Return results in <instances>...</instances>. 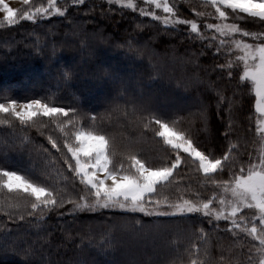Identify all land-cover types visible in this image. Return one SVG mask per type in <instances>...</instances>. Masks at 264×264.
Instances as JSON below:
<instances>
[{"label": "snow or ice", "instance_id": "6c2138e0", "mask_svg": "<svg viewBox=\"0 0 264 264\" xmlns=\"http://www.w3.org/2000/svg\"><path fill=\"white\" fill-rule=\"evenodd\" d=\"M25 4L28 0H24ZM75 4L82 5L85 0H74ZM109 4H119L121 8L135 10L138 5L135 0H108ZM148 5H154L156 9H162L166 15L160 16L155 11H149L140 8V15L152 17L156 22H162L165 25L164 35L171 36L174 34L176 26L184 25L190 27L191 33H196L197 38L203 40L204 37L198 30L195 20L177 19L179 9L175 5H170L167 0H146ZM205 4L214 8L217 20L220 23H207L205 27L218 33L221 37L219 44L212 43L216 37L209 38V43L205 48L215 47L216 53L224 55L226 58L232 54L231 45L235 43L237 49L244 54L238 57V61H243V76L237 80L236 87L241 91L246 89L241 87L240 81L248 80L256 96V112L259 114L257 119L256 131L264 136V0H205ZM62 7L65 10L62 11ZM229 10L233 20H248L258 22L261 30L256 32L241 31V27L236 23L227 24L223 21L228 20ZM0 12L4 13L3 20H0V27L4 24L8 26H18L23 21L37 22V17H47L58 15L66 16V6H58L57 0H47V7H35V11H21L13 9L4 0H0ZM243 14V15H241ZM197 16L203 13L197 12ZM168 26H172L169 28ZM152 25L140 21L135 23L137 30L151 28ZM241 34L243 37H253V43H246L242 39L236 40V35ZM155 36L160 35L157 29ZM190 35V34H189ZM151 41V38H150ZM82 51L88 48L86 42H82ZM124 47V45H119ZM226 49V51L222 50ZM129 51H132L129 44ZM139 52V49H137ZM91 54V53H90ZM56 53L53 50L52 56L47 57L51 62ZM197 56L196 53L192 54ZM206 55L204 49L198 53L197 59ZM230 59L225 64H217L215 68L224 71L228 68V76H233ZM215 68L213 70H215ZM159 75V72H157ZM77 73L72 68L58 69V78L66 88H71L75 81ZM10 90H4V102L0 103V113L8 114L18 118L22 123L32 121L33 117L44 116L55 119L56 117L68 118L75 116L80 110L70 105L56 107L49 106L48 103L42 102L41 99H29L25 103H18L17 99L12 98L8 93ZM122 98L120 96L115 99ZM114 102V100L112 101ZM86 103V101H73L72 104ZM136 103L137 110L147 112L152 117L148 120L149 124L158 125L161 131L158 135L163 138L166 145L170 147L172 155L166 163L160 167H154L147 164L146 161L137 158L136 155H128V167L125 168L124 161H116L110 158L109 142L103 134H90L77 132L75 139L79 146H74L69 141L67 135L63 146L48 137L58 152L62 147L70 154L65 158L68 169L79 177L80 183L87 188L88 196H81L78 199H66L61 193L49 190L47 187L39 186L29 182L23 176L18 175L15 171L0 169V189L7 188L9 191H20L26 196L33 198V202L26 206V213L18 216L19 220L29 219V223L39 230H42L46 223V217L51 213L60 216L71 215L76 217L84 213L102 214L107 211H119L127 215V223L132 226L128 231L139 226L143 228V217H181L190 219L193 215L203 213V218L207 219L208 224L214 229H219V221L228 222L230 227L225 229L231 231L234 237L240 238L241 234L248 240V264H264V153L258 155L255 160L251 154H248L245 161L243 156L232 155L233 147L230 145L228 151L223 152L220 156L211 147L201 146L194 138L188 137L184 132L173 131L169 128L168 123L163 122L166 117H162L154 108L151 97L141 95ZM206 109L202 110V116L205 115ZM43 135V131H41ZM227 139V134L225 135ZM112 157L115 153L111 154ZM74 161V163H73ZM191 162L189 164L188 162ZM239 163L238 172L235 171ZM195 166L196 172H202L207 177V183L215 185L217 188L224 187L225 191L231 190L232 200L227 201L225 198L219 199V208L214 207L215 194L211 198L204 197L199 202H193L183 197L177 201L170 202L167 198H157L158 189L165 183L171 182V178L183 166L185 169ZM246 165V166H245ZM227 174L230 179L223 180L214 178ZM197 196L200 193L196 194ZM69 205L67 212L61 211ZM252 213L246 215L245 213ZM136 214H142L137 216ZM9 218H14L15 213H9ZM215 220V223H214ZM249 225H251L249 227ZM136 235V233H132ZM48 233L47 236H50ZM47 236L41 237L47 243ZM123 241H117L115 237L110 236L97 249V254L106 256L111 259L117 252L121 251ZM255 249V255H252ZM12 251L20 255L25 264H98L95 256L91 251L81 248L78 254L65 259L53 258L51 253L45 255L44 246L37 250L32 245L27 248L17 247ZM124 264H131V261H125ZM193 264H200L194 261Z\"/></svg>", "mask_w": 264, "mask_h": 264}, {"label": "rangeland", "instance_id": "374dc122", "mask_svg": "<svg viewBox=\"0 0 264 264\" xmlns=\"http://www.w3.org/2000/svg\"><path fill=\"white\" fill-rule=\"evenodd\" d=\"M4 2L17 10V12L35 11V7L40 6L47 7V0H28L27 4H25L24 0H4ZM167 2L170 5H175L176 8L179 9V15L176 17L177 19L196 21L198 30L204 37L203 40L197 38L196 33H191L190 27L184 25L176 26L173 35H164L163 30L166 26L163 25L162 22H156L152 17H144L140 15L141 7L149 11H155L160 16L166 15L163 13L162 9H156L154 5H148L146 0H135V3L138 5L135 10L121 8L119 4H109L108 0H85V3L82 5L75 4L74 0H57L58 6H66V13L70 10L76 11L82 16L87 15L93 17L96 22L104 21L105 23H110L113 21L118 23L117 25L119 27L114 30L118 31L117 33H119V35L126 34L128 36L121 41V43H123L128 49L129 44H131L133 53L131 56L134 57L129 58L128 61H121V64H126L127 72L125 75L128 79L123 83L117 82L116 87H114V90L112 91L111 99H115L118 96L121 97L123 92H129L138 102L141 95L145 97L149 92L153 91L150 89L151 80L146 81L145 84H140V80L133 77L135 72L132 70L133 68H131V63L134 62L135 64L134 60H141V62L148 64L150 67V76H160V78L164 80L172 77L170 81L182 86L180 87L181 91H179L178 86L174 91L168 92L169 90H167L168 85L166 82L169 81L164 82V88L157 90L156 92L159 93L158 97L161 99V107L172 108L175 103L181 108L189 107L190 105L198 106L201 103L203 91L206 89L208 91V89H210L212 93L217 96L214 105L217 108V118L222 122V134L224 136L227 134V139L223 138V144L221 146H217L213 143L209 145L204 142L201 134L199 135L195 123H192V115H188V110L186 109L187 112L181 114L182 116L179 115L172 119H164L163 122L168 123L169 128L173 131H181L188 137L194 138L201 146V149L206 146L211 147L216 151L217 156L228 151L229 146L231 145L233 147L232 155L234 157L239 154L243 156L246 161L248 154H251L255 160L258 155L264 153V136H262L259 131H256L259 114L256 112L255 107V91L252 88L251 82L248 80L240 81L242 88L246 86L244 91H241L236 87L237 80L240 76H243L244 71L243 61H238V57L242 56L244 53L236 48L235 43H232V54L227 58L224 55L216 53L215 47L210 49L205 48L210 42L209 38L216 37V39L212 41L214 44H219L221 39L218 33L205 27L207 23L221 22L217 20L214 8L206 5L205 0H167ZM80 7H83V9L79 10ZM61 10L64 11L65 7H62ZM197 12L203 13V15L197 16ZM229 13L228 20L223 21V23H236L241 27V31L247 30L256 32L261 30L259 23L253 21L251 18L248 20H233L231 10H229ZM53 16L56 15L37 17V20L49 19ZM3 17L4 13L0 12V20H3ZM113 18H115V20H113ZM140 21L151 24L152 27L143 31L137 30L135 28V23ZM168 27L171 28L172 26ZM157 29L160 30L159 36L154 35ZM109 33L110 32L108 31V35ZM96 35L100 37L99 33H96ZM142 36H147L145 38H148L149 40L146 39L143 41L144 39H142ZM235 38L236 40L242 39L246 43L254 42L253 37L251 36L243 37L241 34H237ZM112 48L114 49V47ZM137 49H139V52H137ZM201 49L205 50L206 55L197 59L198 53ZM222 50L226 51V49ZM193 53H196L197 56H193ZM107 58L109 60L106 58L103 59V65L109 63L110 58ZM229 59L233 62H238L239 64V67L237 68L236 63H233V76H228L227 66L224 71L215 68V65L217 64L227 65ZM214 68L215 70H213ZM157 72H159V75H157ZM107 74H109L111 78L117 76L116 73H106L104 75L106 76ZM141 75L142 74L140 73V76ZM228 85L234 89V93L229 92V94H227L228 91L226 92L225 90ZM92 92L93 91H91V93ZM189 93H192L193 97L189 96ZM101 97H103L102 101L105 100L104 95ZM243 100L247 103V110L242 119L241 114L238 115L235 108L238 110L242 106ZM87 101L91 100L89 99L86 100V102ZM25 102H27V100L18 101V103L21 104ZM42 102L48 103L49 106H55L43 100ZM110 109L116 110V105H113ZM110 109H101V112L105 113ZM203 109H206V107L202 108V110ZM119 110L120 109L117 110L118 112H114L115 114H119L118 119L125 116H129V118L132 117L129 111ZM89 112L91 114L85 115L83 113H77L75 116H70L68 118L60 117L58 119L59 124L61 123L66 126L64 133L74 146H79L78 141L75 139L77 132L90 133L93 135L102 134L101 132L99 133L98 131L93 130L91 127L81 125V119H91V117L94 116V112ZM134 113L135 114H132L134 118L131 119L136 122L138 127L144 128L147 125H152L151 131L154 132V136L158 140L151 144L152 149H149L146 153V159H143V157L140 156L141 146H137L142 143V141L138 140L136 145L133 146L132 151H135L133 154H126L124 151L120 150L118 145H113L114 140L111 137L107 139L105 136L112 144L111 146L109 143L110 158H113L116 161L123 160L124 166L127 168V156L136 155L137 158L146 162L147 160L148 162H153L152 166L160 167L162 164L166 163L174 153L170 147L166 145L163 138L158 135V132L162 129H160L158 125L148 123V120L152 117L137 111ZM0 114L2 117L5 115L8 119L11 118L20 121L14 116L4 113ZM206 115L208 116V111H206L204 116H201L203 121L202 127L205 132L208 130L207 123L209 120ZM99 116L106 118V115ZM41 117L44 116H36L33 117L32 120H40ZM239 120L245 121V124H243L244 126L242 125V121L239 122ZM242 126L244 129L242 132H239L238 127L242 128ZM58 140L59 139H55L57 142ZM62 142L60 144L63 146ZM48 147L49 149H53L50 141ZM113 151H117L116 157L111 156V154L114 153ZM118 153L122 154L123 158L118 159ZM69 155L70 154H68L66 150L65 158ZM148 162L147 164L149 165ZM188 163L191 164L190 161ZM239 166L238 163L235 171L238 172ZM15 172H17L18 175L23 176L29 182L35 183L22 173L18 171ZM76 178L79 182L77 185L81 187L82 184L80 183L79 177L76 176ZM214 178L223 180L230 179L227 174L219 177L214 176ZM35 184L43 186L38 183ZM82 186V190H79L78 188L72 190L70 193L71 199H78L81 196L89 195L87 188L84 185ZM49 190H51V188ZM158 191L159 195L157 198H167L170 202H178V198L180 197L192 200L193 202H199L203 200L204 197L211 198L213 194H215L216 198L213 206L216 208H219V199L225 198L227 201L232 200L230 188L228 191H225L224 187L217 188L215 185L207 183V177H205L202 172H196L194 165L189 169H185L181 166L171 178V182L165 183L158 189ZM197 193H200V195L197 196ZM10 198H17L14 200L18 202L17 204H21V206L23 204L30 205V202H33V198L26 195ZM14 200V203L12 204L16 205V201ZM65 207L68 209L70 206L67 205ZM65 212H67V210ZM245 214L251 215L252 213L246 211ZM127 215L128 214L119 211L106 210L102 214L84 213L79 214L76 217L72 216L70 221L74 222V226L77 228L75 229L78 232V234L75 235H80L79 237L82 239L81 243L84 241L87 242V245L92 250L98 249V247L110 236L115 237L117 241H123L121 244V251H119L122 256L117 264H124L125 261H131V264H193L194 261H198L200 264H248V248L250 247L248 240L251 238H245L243 234H241L240 238L234 237L231 231L225 230L228 229L230 225L224 220L219 221V229H214L212 225L208 224L207 219L203 218V213L193 215L190 219H184L181 217H143V228L137 226L132 229V232H129L128 230L132 228V226L127 223ZM136 215L142 216V214ZM80 216L82 217L80 218ZM193 222L198 224L196 226L194 225L195 229L192 228V225L194 224ZM203 223L207 225V229H200L203 227ZM250 226L251 225H249V227ZM133 232L136 233V235H133ZM67 236L68 237L65 240L72 235L70 234ZM40 240L45 242L44 239ZM196 240H200V244L199 246L190 249L192 252L191 254L187 255L185 253L186 257L178 259H172L170 257V250L175 246L174 241L182 242L188 246L191 244L193 245ZM56 247L57 246L53 247L52 250L55 251L57 249ZM71 254V256H65L66 259L77 254V251L73 250ZM251 254L255 255V249H253Z\"/></svg>", "mask_w": 264, "mask_h": 264}, {"label": "trees", "instance_id": "16d2710c", "mask_svg": "<svg viewBox=\"0 0 264 264\" xmlns=\"http://www.w3.org/2000/svg\"><path fill=\"white\" fill-rule=\"evenodd\" d=\"M82 9L83 7L79 8V10ZM66 16L67 19L56 15L49 19L37 20L35 23L23 21L18 26L4 25L0 27V103L4 102V90L8 89L10 90L8 94L17 101L41 99L60 107L71 104L80 109L78 113L85 115L91 114L89 111L94 112L91 119H81L82 126H88L99 133L101 132L107 139L111 137L114 140L113 145H118L120 150L126 154H133L135 152L132 151L133 146L138 140L142 141L137 146H141L140 156L146 159V153L152 149L151 144L158 140L154 136V132L151 131L152 125L139 128L136 122L131 119L134 118L132 115L135 114L134 112L140 111L137 110L136 103H133L134 100H137L129 92H123L122 98L111 99L117 82L123 83L128 79L125 75L126 64H121V61H128L129 58L134 57L131 56L133 55L132 51H129L121 43L128 36L126 34L119 35L118 31L114 30L119 28L118 23L113 21L110 23L96 22L91 16H82L71 10L66 13ZM107 30L110 32L109 35ZM96 33H99L100 37ZM145 37L142 36L143 41L149 40ZM82 42H86L88 45V48L83 51L81 50ZM119 45H124V47H119ZM53 50L56 55L50 62L47 57L52 56ZM107 57L110 58V61L107 65H103L104 58L109 60ZM134 61L135 64L131 63V68L135 72L133 77L139 79L140 84L151 80L150 89L153 91L145 97H151L152 104L157 110L156 114L166 117L165 119H172L188 110L187 114L192 115V123H195L204 142L217 146L223 144L225 136L222 134V122L217 118V108L214 105L217 96L210 89L203 91L201 103L197 104L198 106L190 105L191 107L181 108L175 103L172 108L161 107V99L158 97L159 93L156 92L164 88V82L169 81L166 82L168 92L174 91L178 86L181 91L180 87L182 86L170 81L172 77L164 80L160 76H150L148 64L141 60ZM62 67L72 68L77 73L71 88H66L58 78V69ZM106 73H116L117 76L111 78L109 74L105 76ZM229 87V85L226 86L227 94L234 91L232 87ZM91 91L93 92L91 93ZM189 94L193 97L192 93ZM102 95L105 96L103 101ZM89 99L91 101L86 103L72 104L73 101ZM113 100L114 102H112ZM113 105H116V110L110 109ZM205 107L208 111V116H206L209 118L206 132L202 127L201 117L202 108ZM107 108L110 110L105 113L101 112V109ZM118 109H120L119 111H129L132 117L125 116L118 119L119 114L114 113L118 112ZM235 110L238 115L241 114L243 119L247 110L246 101L243 100L242 106ZM140 113L149 116L147 112ZM99 115H106V118ZM59 118L41 117L40 120L22 123L11 118L8 119L5 115L2 117L0 114V169L18 171L31 181L63 194L66 199H71L72 190L77 188L82 190L83 186L77 185L79 182L74 172L69 170L65 163L66 149L62 147V150L58 152L55 148L49 149L48 147L49 136L53 140L59 139L58 144L62 141L64 143L66 126L59 124ZM240 121H242V125L245 124V121ZM243 126L242 128L238 127L239 132H242ZM41 131H43V135H41ZM60 145L62 146V144ZM110 145L112 146L111 143ZM116 152H114L115 157ZM117 156L118 159L123 158L120 153ZM148 163L153 165V162ZM21 195L25 194L20 191H9L6 188L0 189V264H25L22 257L15 254L12 249L27 248L29 245L37 250H40L43 245L45 255L51 253L53 258L65 260L66 257L72 255L73 250L78 254L81 248H85L86 251H91L98 264L118 263L122 256L119 252L109 259L106 256L98 255L97 249H90L87 242L81 243L80 235H75L78 232L74 222L70 221L71 215L49 214L42 230L29 223L31 218L19 220V214L26 213L28 204L21 206L14 200L17 198L11 199L10 197ZM13 200L16 201V205L12 204ZM66 210L65 207L61 211L65 212ZM9 213H15V217L10 219ZM194 225L198 224L192 225V228L195 229ZM207 228V225L203 223V227L200 229ZM48 233L51 235L47 236ZM70 234L72 236L65 240ZM44 236H47V243L40 240ZM174 244L175 246L170 250V257L178 259L186 257V254H191L190 249L199 246L200 240H196L193 245L188 246L178 241H174ZM55 246L57 249L54 251L52 248ZM89 264H91L90 258Z\"/></svg>", "mask_w": 264, "mask_h": 264}]
</instances>
